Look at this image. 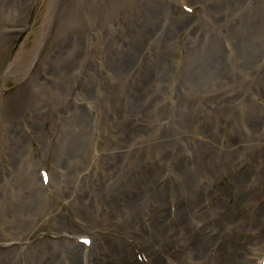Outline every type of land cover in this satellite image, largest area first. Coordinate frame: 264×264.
Returning <instances> with one entry per match:
<instances>
[{"label":"bare ground","instance_id":"6f19581e","mask_svg":"<svg viewBox=\"0 0 264 264\" xmlns=\"http://www.w3.org/2000/svg\"><path fill=\"white\" fill-rule=\"evenodd\" d=\"M47 3L39 42L6 70L35 72L18 115L0 83V264H107L114 245L133 264H231L240 248L219 240L264 244V0Z\"/></svg>","mask_w":264,"mask_h":264},{"label":"rangeland","instance_id":"374dc122","mask_svg":"<svg viewBox=\"0 0 264 264\" xmlns=\"http://www.w3.org/2000/svg\"><path fill=\"white\" fill-rule=\"evenodd\" d=\"M7 2L9 0H6ZM31 4L29 5L26 4L24 5L23 3L20 5L19 1H12L9 2L10 7H7V10H10L11 12V17L9 18V20H6V17L2 11V14L0 15V18L3 20L2 22H0V41H5L7 40V42L5 43V47H3L1 49V53L4 52V49H9V51L7 52L8 56L7 58L5 57H0L1 60V64H0V83H5V87L8 89V93L6 94L8 97V101L10 102V107H12V111L14 112L13 116L18 115L19 111H17V109L21 108L23 109V107H25V103H26V99L29 100L30 99V94L32 93V89L29 85L30 81L32 80V78L35 77V72H32V74L24 77L23 80H20L22 78H17L14 75H10L6 73V70L8 68V66H10L9 64H11L15 58H13L14 56H18V52H26L29 51L34 45L35 43L38 41L37 39L35 40L36 36L35 33L39 32V30L42 28V26H44V22H45V18L47 16V12H48V3L47 0H44V2L42 0H34L30 2ZM2 8V7H1ZM87 9V8H86ZM59 14V13H57ZM59 23V20L58 22ZM56 27L57 24L55 22V24L53 26H51V29L48 32L49 36H52L55 34L56 32ZM14 40V41H13ZM39 42V41H38ZM51 43L47 40L44 44V46H42V49L40 51V53L38 54V58L34 61L33 67L36 68L38 66V64H40V62L42 61V58H45L46 53L48 52V47ZM183 47V42H181ZM12 48H17V51H11ZM82 52V53H81ZM80 53H78V60H76V63H78L79 66H88L89 64H91V59L88 61V57L91 55L89 54L91 52L90 47L88 49L87 45L84 47V49L81 51ZM103 54V53H102ZM102 54H98L97 58H98V66L102 65L103 62V55ZM26 58H29V60L31 59L30 54L28 56H26ZM44 60V59H43ZM30 76L32 78H30ZM46 77V76H45ZM181 87V86H180ZM166 88H168V90L166 92H158L156 95V101L160 102L162 101V103L164 104L165 101L167 100L168 104L170 102V98H171V104L173 103V101L176 99L172 96V91L173 89L171 86V83H167ZM22 100V101H21ZM178 101V100H177ZM179 102V101H178ZM165 107H168L166 104H164ZM180 108H181V104H180ZM151 109L154 110V106ZM169 110L171 111V113H176V111L179 112V108L177 109V107H173L171 105H169ZM52 111V103L48 104V108H47V112L49 113V115L51 114ZM172 119H174V116L171 117ZM46 131L48 132L50 130V125L49 122H47L46 126H45ZM35 143V147H38L39 144ZM182 148H184V143L182 142ZM178 151V149H177ZM173 153V152H172ZM179 153V152H178ZM177 152H174V156L173 157H177ZM40 156V154H39ZM171 160H172V156H171ZM5 168L8 169V171H11L13 168L12 167H6ZM3 168V169H5ZM6 170V169H5ZM41 171V169H40ZM44 171L48 172L47 169H45ZM232 197L233 194H232ZM264 200V199H263ZM231 202H233V200H231ZM159 214H162V210L159 206H153L152 207V214H151V219H153L154 221H157L159 218ZM244 216H242V214H236V216L234 218H232L231 220L229 219V225L234 224L235 221H237V223L243 222L242 218ZM139 223L142 224V220L139 218ZM144 224V223H143ZM220 225H225L224 227L219 226V230L221 231L220 234H215L213 235V238L216 237L217 235H221L222 234V228H227L228 224L226 225L225 222H221ZM264 226V225H263ZM147 227V226H146ZM146 227H144L145 231L150 234L149 232L151 231L150 229H147ZM123 233L118 232L117 235H122ZM116 235V236H117ZM140 236L141 240H144L142 238L145 237V234L143 231H141V233L138 234ZM234 236H231L228 240H224L221 239L218 242H221V244H219L217 247L218 249H220L221 252H223L225 250V247H230L231 249L233 247H239L240 248V252L239 257L238 258H234L233 255L230 259L229 262H231V264H259L260 261L262 260V258H264V244H260L259 246H257V244L255 243L252 246L249 247H244L243 244V240H244V235H242V233H238L235 234L233 233ZM137 236V235H136ZM236 236H239L238 240L236 238ZM44 236L41 233H36L33 237L32 240L35 241H39L41 238H43ZM50 236L48 235L47 238H49ZM251 238L253 243L256 241V239H258L257 234L252 233L251 234ZM260 242L264 241V236H262V238H260ZM105 240H107L109 242V240L111 239V236L109 235V233L105 234ZM133 242L136 240L134 238L131 239ZM114 241V239H113ZM248 245V244H247ZM113 247L112 251L107 250L105 251L99 258L102 261L105 260H109V262L107 264H118L116 263L115 259H117V256L119 255V264H133L131 263L129 260H127L126 258H124L122 256V247L118 246V245H114V246H110ZM215 251V250H214ZM141 258V257H139ZM120 259L122 260L120 262Z\"/></svg>","mask_w":264,"mask_h":264}]
</instances>
